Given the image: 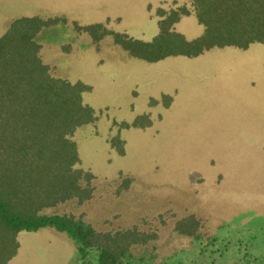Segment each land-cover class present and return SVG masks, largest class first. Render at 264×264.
Segmentation results:
<instances>
[{"label": "rangeland", "instance_id": "374dc122", "mask_svg": "<svg viewBox=\"0 0 264 264\" xmlns=\"http://www.w3.org/2000/svg\"><path fill=\"white\" fill-rule=\"evenodd\" d=\"M191 0H0V37L21 18L54 22L35 38L50 73L91 89L98 121L76 133L92 199L42 212L100 233L136 227L154 235L130 264H264V46L215 48L155 63L131 57L109 36L151 41L171 10ZM202 35L194 17L174 26ZM101 31V32H102ZM149 122L146 128L134 123ZM123 125H127L124 128ZM122 144L120 154L111 143ZM193 217L195 236L175 225ZM5 264H84L72 240L45 227L20 232ZM13 250L0 238V262Z\"/></svg>", "mask_w": 264, "mask_h": 264}, {"label": "trees", "instance_id": "16d2710c", "mask_svg": "<svg viewBox=\"0 0 264 264\" xmlns=\"http://www.w3.org/2000/svg\"><path fill=\"white\" fill-rule=\"evenodd\" d=\"M188 17L203 27L195 39L187 40L174 29ZM52 23L21 18L0 37V238L9 239L13 247L0 264L15 255L18 233L45 227L66 234L84 264H130L134 247L146 246L154 235L136 227L100 233L71 217L42 214L71 200H91L95 179L81 166L75 140L79 130L98 121L96 111L84 103L91 88L54 77L35 42ZM79 30L95 41L109 36L131 57L150 63L174 56L195 58L215 48L246 50L252 44L264 46V0H191L190 9L167 13L148 42L102 31L98 25ZM121 144L113 139L111 146L122 154ZM175 226L178 234L199 238L193 217Z\"/></svg>", "mask_w": 264, "mask_h": 264}, {"label": "crops", "instance_id": "0c3cea01", "mask_svg": "<svg viewBox=\"0 0 264 264\" xmlns=\"http://www.w3.org/2000/svg\"><path fill=\"white\" fill-rule=\"evenodd\" d=\"M41 229H43V228H41ZM41 229H39V230H41ZM50 229H51V228H50ZM52 230H54V229H52ZM37 231H38V230H37ZM37 231H36V232H37ZM55 231H56V230H55ZM56 232H57V231H56ZM59 233H60V232H59ZM62 234H64V233H62ZM65 235H66V234H65ZM72 242H73V241H72ZM72 244H74V243H72ZM15 255H16V254H15ZM15 255H14L12 258H15V257H16ZM12 258H11L10 260H12Z\"/></svg>", "mask_w": 264, "mask_h": 264}]
</instances>
